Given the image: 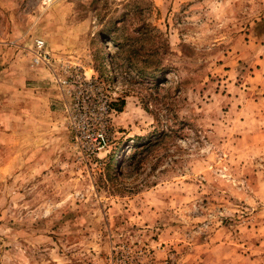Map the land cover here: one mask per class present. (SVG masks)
Returning a JSON list of instances; mask_svg holds the SVG:
<instances>
[{
  "label": "rangeland",
  "instance_id": "obj_1",
  "mask_svg": "<svg viewBox=\"0 0 264 264\" xmlns=\"http://www.w3.org/2000/svg\"><path fill=\"white\" fill-rule=\"evenodd\" d=\"M0 106V264H264V0H0Z\"/></svg>",
  "mask_w": 264,
  "mask_h": 264
},
{
  "label": "built area",
  "instance_id": "obj_2",
  "mask_svg": "<svg viewBox=\"0 0 264 264\" xmlns=\"http://www.w3.org/2000/svg\"><path fill=\"white\" fill-rule=\"evenodd\" d=\"M39 45L42 44V42L38 43ZM78 80H81V78H78ZM75 111L77 114H75L73 119L78 118V120H82L84 117H86V112L82 110L79 102L77 101L75 105ZM87 118V117H86ZM72 127L75 133V136H78L79 138L87 139L90 142H93L91 144V150L93 152L99 151L101 149H104L108 144V138L107 136L94 129L91 124L86 122V120H83L82 123H72Z\"/></svg>",
  "mask_w": 264,
  "mask_h": 264
},
{
  "label": "crops",
  "instance_id": "obj_3",
  "mask_svg": "<svg viewBox=\"0 0 264 264\" xmlns=\"http://www.w3.org/2000/svg\"><path fill=\"white\" fill-rule=\"evenodd\" d=\"M32 68L33 69H36V66H34L33 64H32ZM38 68V67H37ZM45 70V69H44ZM45 72H46V77H48V79H50L51 80V77H50V75L48 74V72L45 70ZM16 76V75H15ZM1 107V106H0ZM6 116H7V113H3L2 111H1V108H0V135H2V133H4V132H12L13 131V129H12V127H11V129H10V127H9V122L5 119L6 118ZM13 128H14V126H13Z\"/></svg>",
  "mask_w": 264,
  "mask_h": 264
},
{
  "label": "bare ground",
  "instance_id": "obj_4",
  "mask_svg": "<svg viewBox=\"0 0 264 264\" xmlns=\"http://www.w3.org/2000/svg\"><path fill=\"white\" fill-rule=\"evenodd\" d=\"M121 154H123V153H121ZM121 154H120V155H121ZM120 158H121V157H120ZM118 162H119V161L116 162L117 165H118Z\"/></svg>",
  "mask_w": 264,
  "mask_h": 264
}]
</instances>
